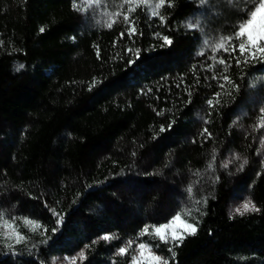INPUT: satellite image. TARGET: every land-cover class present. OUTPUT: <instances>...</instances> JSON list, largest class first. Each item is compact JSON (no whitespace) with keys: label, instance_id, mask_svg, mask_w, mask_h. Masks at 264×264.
Here are the masks:
<instances>
[{"label":"trees","instance_id":"trees-1","mask_svg":"<svg viewBox=\"0 0 264 264\" xmlns=\"http://www.w3.org/2000/svg\"><path fill=\"white\" fill-rule=\"evenodd\" d=\"M157 2L0 0V214L28 241L9 251L0 231V264H131L129 241L168 264H264V54L212 51L258 0ZM235 154L242 171L222 166ZM249 199L258 212L232 213ZM176 214L195 235H140Z\"/></svg>","mask_w":264,"mask_h":264},{"label":"snow or ice","instance_id":"snow-or-ice-1","mask_svg":"<svg viewBox=\"0 0 264 264\" xmlns=\"http://www.w3.org/2000/svg\"><path fill=\"white\" fill-rule=\"evenodd\" d=\"M128 3H148V0H127ZM200 2L203 4L204 0H200ZM166 0H158V2L154 5L155 9L160 8L161 6L165 5ZM253 8L254 10H251L248 14H249V18L238 25V28L235 32V36L234 37H227V40L229 41V43L231 44V41L233 39L240 41L238 43V45L236 44H231V47H226L223 42L216 45L215 47L212 48L213 53L215 54V52L217 50L222 49L224 52L228 53V55L230 57L235 56L236 53H239V56H244V57H248L251 56L253 59L256 58V52L259 51L261 54H264V24H261L259 28L256 29L255 31V35H253L251 29L253 28V26L256 24L257 21V17L259 15H261L262 13H264V0H258V4L254 3L253 4ZM129 11H131V9H129ZM247 11V10H246ZM152 16H156L158 15V13L156 11H153L151 13ZM160 20L163 21L164 17L160 16ZM124 21L126 24L129 25V32L128 35L131 37L135 34H137V29L135 27V23L133 21H130L128 16H124ZM107 27L111 28L112 27V23H108ZM197 27L196 24L193 23H189L187 25L188 29H195ZM41 32L44 31L43 28L40 29ZM124 33H121V36H123ZM163 44L161 45V47H164L165 45L170 46L173 44V40L171 38H169L168 36H164L163 38ZM204 44L207 46L209 44V41L207 39L204 40ZM129 52H132L131 49H128ZM134 55L138 58L140 56V49L137 48L135 50ZM198 55H203V53H198ZM210 59H212L213 61H215V55H213V57H211ZM236 59V63L240 64V59L239 57H235ZM134 60H129V64L131 65L132 63H134ZM245 63H247V59H245L244 61ZM219 64L221 65H225L227 62L223 59H220L218 61ZM21 67H24L23 65ZM209 69H205V71H208ZM213 79H217L216 76H213ZM222 80L224 82H228L229 81V77L227 75H224L222 77ZM95 86V81L93 82L92 87ZM223 84H220L219 87L223 88ZM91 90V87H90ZM220 96V93L217 92L215 93V97L218 98ZM208 105L214 106L213 105V99H209L207 101ZM217 103H219V100L217 99ZM261 114H262V119H264V108H262L261 110ZM161 132H164L165 129L163 127H161L160 129ZM205 134H207L208 137L211 136V133L208 132L207 127H205L203 129V131L201 132V136H205ZM262 145H264V141H261ZM215 160V152L213 153V161ZM236 161H240L239 166L237 168V171H242L245 167V165L248 164V160L242 159L240 157L239 154H235L234 157L230 160H228L227 162H225L222 166L224 168H228L229 164L236 162ZM209 168H212V164L208 165ZM216 179L218 180L219 178L216 177ZM189 194H191V188L188 189ZM206 202V201H205ZM199 203V202H197ZM259 209L255 206L254 202L249 200H246L242 206H238L235 208V213H238L239 215L243 216L245 214V212H258ZM57 215V220H56V224L59 225L62 222V217L59 216V214ZM182 217L180 214H176L172 217L171 223L175 224L178 221H181ZM13 220H15V218H13ZM25 222L26 223H33V221H29L27 220V218H25ZM185 224V231L187 233V235H195L197 232V225L194 223H188L187 221L184 222ZM168 225L166 224H162L160 225L158 228L155 229L156 234L158 235V238L163 241V242H167L168 237L162 232V229L167 228ZM45 231H47V229H45ZM53 233H55L57 231V228H53L51 230ZM148 233V228L145 227L143 232L140 235L146 234ZM186 236L182 233V234H177L176 232H173L171 234V239L172 241L176 242V241H182L183 239H185ZM101 239H103L104 241H109L110 239H112V237L108 234H105L101 237ZM14 241L15 244L13 243H7L5 246L8 248L9 251H14L15 250V245L18 244H27L28 241L27 239L19 232H16L14 234ZM44 243L47 242V239H45L44 241H42ZM131 241L128 242V246L131 245ZM128 246H124V247H120L118 249V254L120 255H124L127 251H128ZM146 245L144 243H140L136 249V251L138 252V256H133L132 260H133V264H168V261L163 259L160 256L155 255L154 253L148 252L146 254L145 249H146ZM169 251H171V249H169ZM79 257L81 259H83L85 257V253L83 251H81L79 254ZM175 254L173 253V256ZM53 264H55V259L53 260ZM71 264H76V257H72L71 258Z\"/></svg>","mask_w":264,"mask_h":264},{"label":"rangeland","instance_id":"rangeland-1","mask_svg":"<svg viewBox=\"0 0 264 264\" xmlns=\"http://www.w3.org/2000/svg\"><path fill=\"white\" fill-rule=\"evenodd\" d=\"M261 24H264V13H262L261 15H259L257 17V21L256 24L253 26V28L251 29L253 35H255V31L257 28L260 27ZM244 202H236L233 206H232V213H235V208L238 206H242ZM181 215V214H180ZM182 219L181 221L176 222L175 224L171 223V220L167 223H164L166 225H168L167 228L162 229V232L168 237L167 241L173 242L171 239V234L173 232H176L177 234H184L186 235V231H185V224L184 222L186 221L183 216L181 215ZM28 220V219H27ZM25 226L28 228V230L31 232V240L32 242L35 241L34 237L32 236L33 232H39L40 234H44V231L42 228H40V225L37 222L33 223H26L25 219L23 220ZM31 221V220H29ZM189 223V222H188ZM160 226V225H159ZM159 226H154V228L152 230H150V228H148V232H152L154 234H156L155 229L158 228ZM0 231L3 233L4 237H6L9 242L11 243H15L14 241V234L16 232H19V230L16 228L15 223L13 221H11L10 219H7L4 215L0 214ZM20 233V232H19ZM23 235V234H22ZM157 235V234H156ZM24 236V235H23ZM25 237V236H24ZM140 243H144L147 247L145 249L146 254L148 252L154 253L157 256L162 257L163 259H165L162 255H159L158 253H156L154 251V249L147 243L145 242H133L131 243L130 246H128V251L131 250V255L133 256H138V252L136 251L138 245ZM33 243H31L32 245ZM80 253V252H79ZM79 253H76L75 255H59L56 257L52 258V264H53V260L55 259V264H71V258L72 257H76V264H79L83 259H81L79 257ZM166 260V259H165ZM131 264H133V260H131Z\"/></svg>","mask_w":264,"mask_h":264}]
</instances>
